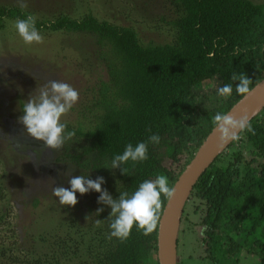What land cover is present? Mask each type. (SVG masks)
Masks as SVG:
<instances>
[{"label": "trees", "instance_id": "16d2710c", "mask_svg": "<svg viewBox=\"0 0 264 264\" xmlns=\"http://www.w3.org/2000/svg\"><path fill=\"white\" fill-rule=\"evenodd\" d=\"M170 2L179 16L172 22L175 40L165 45L143 46L132 28L99 21L91 14L36 21L42 32L91 35L101 49L107 80L99 83L76 128H69L76 131L75 139L57 161L102 177L114 172L118 185L112 190L114 200L123 192L131 195L141 182L159 174L167 175L174 185L215 128L216 113H227L242 98L234 92L225 101L214 89L231 83L237 73L253 81L251 89L264 78V3ZM27 15L17 7L1 6L0 29L6 20ZM249 123L252 131L241 133L201 175L181 216L179 238L187 229L200 248L204 246L208 264H240L248 258L264 264V109ZM152 134L160 136V143L149 144L147 161L104 167L128 143L147 141ZM124 167L128 174L122 173ZM1 178L0 226L8 215L2 206L7 196ZM190 216L195 221L189 227ZM96 218L84 234V247L75 245L84 249L87 263L91 260L88 264H158V227L149 235L133 227L121 241L110 236L114 219L110 206ZM3 245L0 264H31L21 261V249L13 242ZM32 264L58 263L37 260Z\"/></svg>", "mask_w": 264, "mask_h": 264}, {"label": "rangeland", "instance_id": "374dc122", "mask_svg": "<svg viewBox=\"0 0 264 264\" xmlns=\"http://www.w3.org/2000/svg\"><path fill=\"white\" fill-rule=\"evenodd\" d=\"M250 1L264 3V0ZM1 6L17 7L35 21H54L60 16L81 19L91 14L99 21L132 28L143 46L172 44L176 35L172 22L179 16L170 0H0ZM15 22L6 20L0 29V177L7 196L2 206L8 214L0 226V235L5 237L0 239V245L13 242L21 249V261L31 264L37 260L88 264L91 260L87 263L84 249L75 245L84 247L88 226L97 223L100 209L108 205L98 202L100 193L91 191L83 196L77 193L75 206H64L53 189L70 187L68 181L72 176L84 175L95 180L98 175L58 162L65 147L60 152L44 149L41 142L25 134L17 118L22 115V101L35 95L36 89L50 79H58L79 92L78 103L63 118L69 128L75 129L83 119L81 111L91 104L99 83L107 80L101 49L91 35L51 31H40L43 43L27 46L16 33ZM12 139L22 141L26 150L18 153ZM113 175L114 172L105 176L102 185L112 198L118 188ZM190 219L189 227L195 221L193 216ZM189 234L186 229L184 236H178L177 264H208L204 246L200 248L196 238ZM240 264L257 261L242 259Z\"/></svg>", "mask_w": 264, "mask_h": 264}, {"label": "clouds", "instance_id": "9594fccd", "mask_svg": "<svg viewBox=\"0 0 264 264\" xmlns=\"http://www.w3.org/2000/svg\"><path fill=\"white\" fill-rule=\"evenodd\" d=\"M15 30L23 43L27 46L43 43L44 37L36 27L32 15L17 19ZM231 83L224 84L216 89V95L223 100H228L236 95L247 97L251 92L253 81L244 73L231 76ZM238 81L233 86V82ZM79 101V92L69 83L58 79H50L47 84L36 89L35 95L31 94L26 101L20 103L18 123L23 126L25 134L35 141L41 142L44 149L60 152L65 145L76 136L75 130H69L63 118L74 108ZM215 130L222 145L236 142L241 138V133L251 132L252 128L247 115L233 116L228 113H216L214 117ZM12 144L18 153L26 150V145L19 140L12 139ZM160 143V136L152 134L147 141L137 144L128 143L124 151L115 154L110 164L104 167L112 169L121 165L132 166L142 164L149 157V144ZM38 155V153H33ZM29 159L31 156H28ZM123 174H128V167L122 169ZM70 187H54L53 194L61 205L75 206L78 203L77 193L81 196L95 191L100 193L98 202L111 207L110 236L121 241L126 240L135 227L142 230L145 235L151 234L158 227L162 205L165 200H171L176 195L175 187L170 183L167 175L159 174L154 179L141 182L137 189L129 195L123 192L118 200H114L106 189L104 177L98 176L95 180L84 175L72 176L68 181ZM163 198V199H162ZM102 211V209H100Z\"/></svg>", "mask_w": 264, "mask_h": 264}, {"label": "water", "instance_id": "95a60500", "mask_svg": "<svg viewBox=\"0 0 264 264\" xmlns=\"http://www.w3.org/2000/svg\"><path fill=\"white\" fill-rule=\"evenodd\" d=\"M263 109L264 78L251 89L247 97H242L227 113L237 117L247 115L250 122ZM232 143L222 145L214 128L174 183L176 195L173 199L167 200L158 224V264H177V241L181 216L193 187L216 158Z\"/></svg>", "mask_w": 264, "mask_h": 264}]
</instances>
